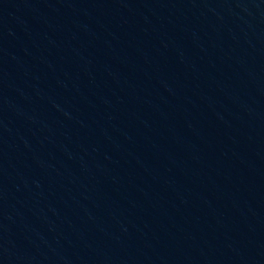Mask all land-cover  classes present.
<instances>
[{
	"label": "water",
	"instance_id": "water-1",
	"mask_svg": "<svg viewBox=\"0 0 264 264\" xmlns=\"http://www.w3.org/2000/svg\"><path fill=\"white\" fill-rule=\"evenodd\" d=\"M0 264H264V0H0Z\"/></svg>",
	"mask_w": 264,
	"mask_h": 264
}]
</instances>
